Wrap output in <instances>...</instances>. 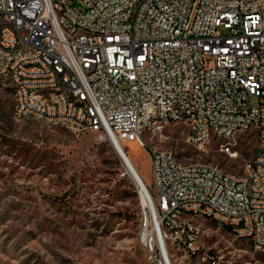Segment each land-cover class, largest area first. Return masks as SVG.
Returning a JSON list of instances; mask_svg holds the SVG:
<instances>
[{
	"label": "built area",
	"instance_id": "2783aa9c",
	"mask_svg": "<svg viewBox=\"0 0 264 264\" xmlns=\"http://www.w3.org/2000/svg\"><path fill=\"white\" fill-rule=\"evenodd\" d=\"M0 0V75L19 84L14 116L93 130L147 146L144 132L163 124L204 126L212 134L257 131L258 147L234 177L206 161L184 162L151 150L152 199L141 242L149 264L165 263L174 236L216 264L196 245V211L235 220V236L260 238L264 249V0ZM80 93V100L65 95ZM8 91L1 84L0 92ZM10 92V91H9ZM257 98L258 103H252ZM82 103L93 105L84 113ZM189 131V129H188ZM200 152L215 141L188 137ZM255 176V195L247 194ZM204 196V203H197Z\"/></svg>",
	"mask_w": 264,
	"mask_h": 264
},
{
	"label": "rangeland",
	"instance_id": "374dc122",
	"mask_svg": "<svg viewBox=\"0 0 264 264\" xmlns=\"http://www.w3.org/2000/svg\"><path fill=\"white\" fill-rule=\"evenodd\" d=\"M54 1L83 7L80 0ZM12 93L0 92V264H149L140 239L149 208L113 155L110 139L93 130L17 119ZM188 137L185 125L163 124L144 133L147 146L124 145L149 186L151 149L172 150L181 161L211 162L242 177L258 147L255 133H243L240 155L232 158L219 150L220 141L202 153ZM196 224V245L217 255L216 264H264V253L229 227L206 218ZM169 249L173 264H212L188 247Z\"/></svg>",
	"mask_w": 264,
	"mask_h": 264
},
{
	"label": "bare ground",
	"instance_id": "6f19581e",
	"mask_svg": "<svg viewBox=\"0 0 264 264\" xmlns=\"http://www.w3.org/2000/svg\"><path fill=\"white\" fill-rule=\"evenodd\" d=\"M142 0H134V7H141ZM8 84V89L11 90L13 93H19V84L12 83V77H6V75H0V86L1 84ZM65 95L66 96H73V100H80V93H73L72 88H65ZM82 111L84 113H93V105L90 103H82ZM184 125L187 129H189V135L191 136H199L204 135L205 138H209V141H218V134H212V130H205L204 126H197L193 125V122H184ZM255 133L257 135V131L255 130H240L238 133H235V141L238 142V137L243 133ZM145 133V132H144ZM114 141H116L122 152L124 159L126 161L128 169L130 168L134 173L136 179H138L139 183L142 185L140 187V191L147 202V206H150V199H152V194L150 191L149 186L146 184L145 180L143 179L141 173L139 172L136 163L134 162L133 157L130 155L129 151L125 149L124 142H122L117 135L113 134L111 136ZM220 141H224L226 143V150L227 151H236L235 143H231V134L230 131H223L220 134ZM155 150V153H162V149H151ZM131 172V171H130ZM255 186H256V178L255 176H248V184H247V194L248 195H255ZM139 190V189H138ZM197 203H204V196H197ZM196 218H206L212 220V212L210 210H199L195 212V215L192 219V227L194 230L199 231V227L196 224ZM218 224H221V221H216ZM198 223V222H197ZM227 227H235V220H226ZM238 239H249L255 247H259L260 245V238L249 237L248 235H240L235 236ZM174 243H176L179 247H188L190 250V244H187V237L182 236H174ZM262 253H264V249H259ZM172 253L170 249L168 250L167 255H165V263H172Z\"/></svg>",
	"mask_w": 264,
	"mask_h": 264
},
{
	"label": "water",
	"instance_id": "95a60500",
	"mask_svg": "<svg viewBox=\"0 0 264 264\" xmlns=\"http://www.w3.org/2000/svg\"><path fill=\"white\" fill-rule=\"evenodd\" d=\"M111 143H112V146H113V150L114 152L117 154L118 157H120V159L122 160L125 168H126V171L129 173V175L132 177V179L134 180V182L136 183L137 187L140 185L142 187V185L139 183L138 179H136L134 173L132 172V170L128 167H127V164H126V161L124 159V156H123V152L119 146V144L114 141V139H110ZM131 171V172H130ZM139 188V187H138Z\"/></svg>",
	"mask_w": 264,
	"mask_h": 264
},
{
	"label": "trees",
	"instance_id": "16d2710c",
	"mask_svg": "<svg viewBox=\"0 0 264 264\" xmlns=\"http://www.w3.org/2000/svg\"><path fill=\"white\" fill-rule=\"evenodd\" d=\"M113 155H114V156H116V157H118V156H117V154H116L115 152H114V154H113ZM117 162H118V160H117ZM134 195H135V194H134Z\"/></svg>",
	"mask_w": 264,
	"mask_h": 264
}]
</instances>
